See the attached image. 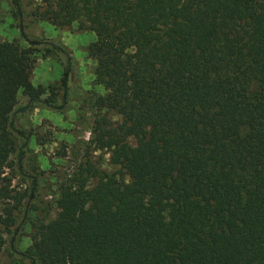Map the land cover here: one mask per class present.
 Here are the masks:
<instances>
[{
  "label": "trees",
  "instance_id": "16d2710c",
  "mask_svg": "<svg viewBox=\"0 0 264 264\" xmlns=\"http://www.w3.org/2000/svg\"><path fill=\"white\" fill-rule=\"evenodd\" d=\"M27 1L31 17L93 34L87 55L105 91L95 104L121 122L96 123V146L109 152L116 173L87 164L95 184L59 191L54 221L31 236L23 258L264 264V0ZM44 44L46 53L66 56L65 92L66 48ZM33 55L0 42V252L21 201L5 176L27 140L15 115L39 104L54 109V94L42 99L30 83ZM18 93L25 99L16 109Z\"/></svg>",
  "mask_w": 264,
  "mask_h": 264
},
{
  "label": "rangeland",
  "instance_id": "374dc122",
  "mask_svg": "<svg viewBox=\"0 0 264 264\" xmlns=\"http://www.w3.org/2000/svg\"><path fill=\"white\" fill-rule=\"evenodd\" d=\"M17 1L20 16L12 0H0V42L33 50L30 83L44 91L42 99L47 98L49 91L54 94V109L39 104L15 115V129L27 140L22 156L17 157L15 149L9 157L10 169L5 170V176L11 180V195H19L21 201L13 212L15 222L10 233L4 235L0 264H30L22 253L30 245L31 236L54 221L59 191L79 184L91 188L95 184L96 179L85 172L87 164L103 175L115 174L118 170L110 164L109 152L98 149L95 143L97 122L104 120L107 125L114 126L121 119L113 111L95 104L96 97L104 96L105 91L96 84L95 62L87 55V46L93 41V34L77 23L56 26L35 19L30 16L33 3ZM27 40L43 43L30 45ZM46 41L62 44L66 48L70 70L65 92L60 82L66 56L46 53ZM24 99L17 94L16 109L24 105ZM127 142L131 146L135 144L133 139ZM21 143L22 139L15 138L16 148ZM17 162L21 165L20 173L16 169ZM33 180L35 186L32 189ZM124 180L128 181V178L124 177ZM2 208L0 202V210Z\"/></svg>",
  "mask_w": 264,
  "mask_h": 264
}]
</instances>
